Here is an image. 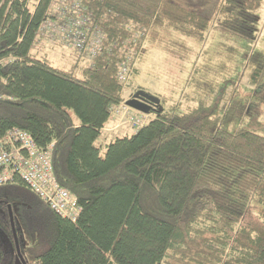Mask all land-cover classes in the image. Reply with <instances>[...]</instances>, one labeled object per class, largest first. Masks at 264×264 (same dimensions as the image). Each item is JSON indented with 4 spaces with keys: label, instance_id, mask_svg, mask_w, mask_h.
Segmentation results:
<instances>
[{
    "label": "trees",
    "instance_id": "16d2710c",
    "mask_svg": "<svg viewBox=\"0 0 264 264\" xmlns=\"http://www.w3.org/2000/svg\"><path fill=\"white\" fill-rule=\"evenodd\" d=\"M263 6L0 0V141L19 129L52 147L54 176L80 208L76 220L57 213L15 174L0 186V264H264V136L239 128L264 88V52L238 63ZM60 17L85 22L84 49L53 30ZM174 35L201 43L181 98L154 96L143 126L105 138L142 51L172 52ZM56 46L67 67L54 65Z\"/></svg>",
    "mask_w": 264,
    "mask_h": 264
},
{
    "label": "rangeland",
    "instance_id": "374dc122",
    "mask_svg": "<svg viewBox=\"0 0 264 264\" xmlns=\"http://www.w3.org/2000/svg\"><path fill=\"white\" fill-rule=\"evenodd\" d=\"M64 2L65 0H61ZM62 6L61 3H55V12H58V17L68 16L67 12L59 10ZM79 9L77 5L76 10ZM60 17L62 25L66 24L63 18ZM69 20V18H68ZM75 21L76 19L73 18ZM71 21V20H69ZM258 31L256 35V41L254 43L246 44L239 43L238 46L241 53L238 56V63L240 68H243L245 58L251 54L254 50L264 52V6L259 12ZM55 29V30H54ZM53 30L58 32L62 30L60 26L53 27ZM64 32V31H63ZM50 32H48L49 34ZM65 33V32H64ZM174 39L172 43L177 44L176 48L172 52L165 51L160 48L146 47L139 56L135 64L137 72L130 78V87L125 95V103L128 106V102L131 101L133 95L135 96L139 89H143L146 93L152 96L158 97H172L175 100L181 98V95L186 89L188 83V77L194 65V61L201 49V43L190 39H184L177 35L172 36ZM171 37V39H172ZM60 42L59 39H55ZM62 43V42H60ZM233 46L235 44H232ZM68 47V46H67ZM51 58L54 61V65L57 67H67V61H60L62 53H65L67 48L64 47H52ZM201 61V58H200ZM199 61V63H200ZM240 69V71H241ZM238 73H240L238 71ZM237 75V72L234 76ZM244 83L241 88L243 96H249L251 94L252 86H247L249 83L247 78H244ZM246 85V86H245ZM136 93V94H135ZM260 99L254 100V105L250 106V111L245 121H243L239 128L255 132L264 136V88L259 94ZM128 101V102H127ZM131 108L130 106H128ZM132 109V108H131ZM134 110V109H132ZM135 112H138L134 110ZM150 118V116H149ZM153 118V116H152ZM112 125L117 126L119 130L115 132H105V138L111 139L112 137L122 136L124 134H132L136 131V127L121 117L115 116L112 119ZM111 126V127H113Z\"/></svg>",
    "mask_w": 264,
    "mask_h": 264
},
{
    "label": "built area",
    "instance_id": "2783aa9c",
    "mask_svg": "<svg viewBox=\"0 0 264 264\" xmlns=\"http://www.w3.org/2000/svg\"><path fill=\"white\" fill-rule=\"evenodd\" d=\"M84 24L82 19H77L62 26V31L73 40L75 46L80 50L84 49L86 41L80 29ZM76 26L77 28H75ZM93 46H99L97 39L91 43V54L95 55ZM125 71L124 69L120 73L121 81H125ZM114 114L126 119L136 128L143 126L149 119V115L146 114L136 116L135 111L129 108L126 103H122L116 108ZM51 148L40 149L28 132L19 129L10 131L0 141V186L8 184L13 176L18 174L36 194L50 204L53 210L71 220H76L80 208L68 191L59 185L54 176Z\"/></svg>",
    "mask_w": 264,
    "mask_h": 264
},
{
    "label": "water",
    "instance_id": "95a60500",
    "mask_svg": "<svg viewBox=\"0 0 264 264\" xmlns=\"http://www.w3.org/2000/svg\"><path fill=\"white\" fill-rule=\"evenodd\" d=\"M160 100L148 93H145L143 91L138 92L134 98L128 102V106H130L132 109L140 112V113H149V111L146 109L147 107H151V105H159ZM12 219V217H11ZM12 225L13 230L15 232L14 223L12 219Z\"/></svg>",
    "mask_w": 264,
    "mask_h": 264
},
{
    "label": "crops",
    "instance_id": "0c3cea01",
    "mask_svg": "<svg viewBox=\"0 0 264 264\" xmlns=\"http://www.w3.org/2000/svg\"><path fill=\"white\" fill-rule=\"evenodd\" d=\"M114 119V118H113ZM111 126H113L112 125V122H110V125L108 126V128L105 130V132L107 131V132H115V131H118L119 130V128H118V125L117 126H113V127H111Z\"/></svg>",
    "mask_w": 264,
    "mask_h": 264
}]
</instances>
